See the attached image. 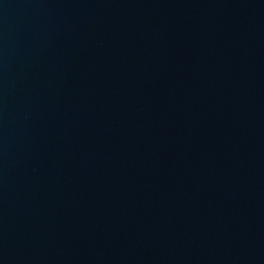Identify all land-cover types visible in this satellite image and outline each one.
I'll list each match as a JSON object with an SVG mask.
<instances>
[{"label": "water", "instance_id": "95a60500", "mask_svg": "<svg viewBox=\"0 0 264 264\" xmlns=\"http://www.w3.org/2000/svg\"><path fill=\"white\" fill-rule=\"evenodd\" d=\"M0 264H264V0H0Z\"/></svg>", "mask_w": 264, "mask_h": 264}]
</instances>
